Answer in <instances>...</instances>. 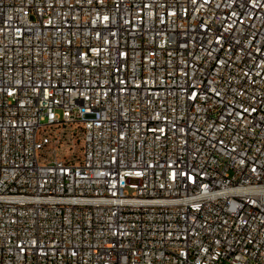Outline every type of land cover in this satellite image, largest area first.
Wrapping results in <instances>:
<instances>
[{
    "label": "built area",
    "instance_id": "obj_1",
    "mask_svg": "<svg viewBox=\"0 0 264 264\" xmlns=\"http://www.w3.org/2000/svg\"><path fill=\"white\" fill-rule=\"evenodd\" d=\"M0 264H264V0H0Z\"/></svg>",
    "mask_w": 264,
    "mask_h": 264
},
{
    "label": "rangeland",
    "instance_id": "obj_2",
    "mask_svg": "<svg viewBox=\"0 0 264 264\" xmlns=\"http://www.w3.org/2000/svg\"><path fill=\"white\" fill-rule=\"evenodd\" d=\"M78 151V150H77Z\"/></svg>",
    "mask_w": 264,
    "mask_h": 264
}]
</instances>
